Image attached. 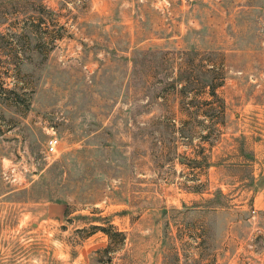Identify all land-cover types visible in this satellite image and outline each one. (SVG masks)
Returning <instances> with one entry per match:
<instances>
[{
  "label": "rangeland",
  "instance_id": "rangeland-1",
  "mask_svg": "<svg viewBox=\"0 0 264 264\" xmlns=\"http://www.w3.org/2000/svg\"><path fill=\"white\" fill-rule=\"evenodd\" d=\"M0 264H264V0H0Z\"/></svg>",
  "mask_w": 264,
  "mask_h": 264
},
{
  "label": "built area",
  "instance_id": "built-area-1",
  "mask_svg": "<svg viewBox=\"0 0 264 264\" xmlns=\"http://www.w3.org/2000/svg\"><path fill=\"white\" fill-rule=\"evenodd\" d=\"M58 144H59V140L57 138H55L53 140L52 139L48 140L47 147H46V152L48 154L56 153Z\"/></svg>",
  "mask_w": 264,
  "mask_h": 264
}]
</instances>
